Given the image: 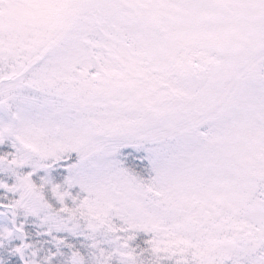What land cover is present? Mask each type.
Returning <instances> with one entry per match:
<instances>
[{"label":"rangeland","instance_id":"obj_1","mask_svg":"<svg viewBox=\"0 0 264 264\" xmlns=\"http://www.w3.org/2000/svg\"><path fill=\"white\" fill-rule=\"evenodd\" d=\"M0 264H264V0H0Z\"/></svg>","mask_w":264,"mask_h":264},{"label":"trees","instance_id":"obj_2","mask_svg":"<svg viewBox=\"0 0 264 264\" xmlns=\"http://www.w3.org/2000/svg\"><path fill=\"white\" fill-rule=\"evenodd\" d=\"M129 158L131 159V161H134V159H136L135 155H133V154H129ZM136 160H137V159H136ZM137 162H138V161H137ZM133 165H134V166H139L137 163H135V164H133ZM141 166H143V165H141ZM140 169H142V167H141V168H136V169H134V170L140 172ZM5 204H7V202H6ZM7 208H8V210H10V211L14 214V212L12 211V210H14V209H13V207H12L11 205H8ZM13 214H12V215H13ZM12 219H13V217H12Z\"/></svg>","mask_w":264,"mask_h":264}]
</instances>
